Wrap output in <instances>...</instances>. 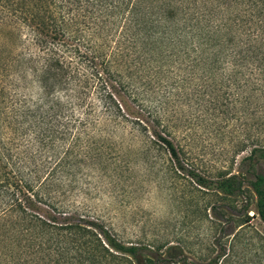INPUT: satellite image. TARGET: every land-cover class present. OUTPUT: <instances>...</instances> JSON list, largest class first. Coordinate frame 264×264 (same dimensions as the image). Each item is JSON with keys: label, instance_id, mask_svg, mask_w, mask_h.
Masks as SVG:
<instances>
[{"label": "trees", "instance_id": "trees-1", "mask_svg": "<svg viewBox=\"0 0 264 264\" xmlns=\"http://www.w3.org/2000/svg\"><path fill=\"white\" fill-rule=\"evenodd\" d=\"M5 6L13 22L3 33L18 39L21 50L7 54L17 91L0 84V264L169 263L77 204L86 170L107 173L127 155L118 151L120 133L141 134L139 149L163 150L234 209L246 197L239 217L230 219L233 240L254 215L264 222V139L238 173L212 178L175 144L166 121L169 99L198 98L219 85L246 94V101L255 96L264 112V0H7ZM176 248L168 247L169 256Z\"/></svg>", "mask_w": 264, "mask_h": 264}, {"label": "rangeland", "instance_id": "rangeland-1", "mask_svg": "<svg viewBox=\"0 0 264 264\" xmlns=\"http://www.w3.org/2000/svg\"><path fill=\"white\" fill-rule=\"evenodd\" d=\"M6 3L0 0V84L17 91L7 54H18L21 44L3 33L13 22ZM236 91L230 94L219 85L198 98L169 99L166 121L172 126V139L200 172L212 178L238 173L253 144L264 139L261 102L255 96L246 101V94ZM116 137L124 138L118 151L127 155L107 173L85 171L75 196L83 211L101 218L124 241L148 245L167 256L165 264H264V222L254 215L250 191L248 214L254 216L233 240L230 219L239 217L246 197L234 202L238 211L230 200L200 188L163 150L139 149L141 134ZM246 176L254 178L252 172ZM215 211L224 216L216 218ZM171 245L177 248L169 256Z\"/></svg>", "mask_w": 264, "mask_h": 264}]
</instances>
